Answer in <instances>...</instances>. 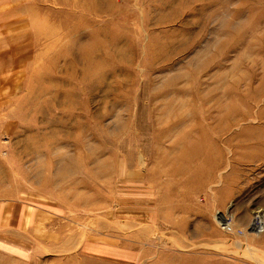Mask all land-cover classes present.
<instances>
[{
    "label": "rangeland",
    "instance_id": "rangeland-1",
    "mask_svg": "<svg viewBox=\"0 0 264 264\" xmlns=\"http://www.w3.org/2000/svg\"><path fill=\"white\" fill-rule=\"evenodd\" d=\"M0 264H264V0H0Z\"/></svg>",
    "mask_w": 264,
    "mask_h": 264
},
{
    "label": "bare ground",
    "instance_id": "bare-ground-1",
    "mask_svg": "<svg viewBox=\"0 0 264 264\" xmlns=\"http://www.w3.org/2000/svg\"><path fill=\"white\" fill-rule=\"evenodd\" d=\"M17 12H18V11H14V12H12V13H17ZM12 13H8V14H9V15H12ZM33 37H34V36H33ZM260 215H261V214H260ZM260 215H259V216H260ZM262 217H263V216H262ZM255 219H257V218H255ZM261 221H262V220H261ZM261 224H262V223L257 222L256 224H253V227H254V228H255V227H256V228H259V229H256V228H255V230H258V231H259V230L261 229ZM254 228H253V229H254Z\"/></svg>",
    "mask_w": 264,
    "mask_h": 264
},
{
    "label": "crops",
    "instance_id": "crops-1",
    "mask_svg": "<svg viewBox=\"0 0 264 264\" xmlns=\"http://www.w3.org/2000/svg\"><path fill=\"white\" fill-rule=\"evenodd\" d=\"M21 210H22V209L18 207V212H19V213L21 212ZM30 215H31V214H30ZM18 217H20V216L18 215Z\"/></svg>",
    "mask_w": 264,
    "mask_h": 264
}]
</instances>
